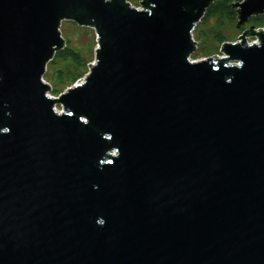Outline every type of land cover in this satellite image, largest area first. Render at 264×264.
<instances>
[{"label":"water","instance_id":"water-1","mask_svg":"<svg viewBox=\"0 0 264 264\" xmlns=\"http://www.w3.org/2000/svg\"><path fill=\"white\" fill-rule=\"evenodd\" d=\"M210 1L0 0V264H264V27L192 59ZM63 20L97 45L53 97Z\"/></svg>","mask_w":264,"mask_h":264},{"label":"trees","instance_id":"trees-1","mask_svg":"<svg viewBox=\"0 0 264 264\" xmlns=\"http://www.w3.org/2000/svg\"><path fill=\"white\" fill-rule=\"evenodd\" d=\"M238 1L241 0H211L199 22L204 24L209 18L214 17L216 18L219 27L225 26V24L237 26V8L234 6V3H237ZM246 23L248 24V27L251 25L255 28L263 27L264 13L250 16ZM197 26L198 25H196V27ZM237 27L239 28L240 33L245 29L243 25ZM196 37L198 38L199 35ZM213 37L215 43L213 50L210 52L211 54L214 50H217V48L220 47L223 41L226 40L223 33L219 30L215 31ZM205 46L206 45L202 44L203 49H205ZM88 61L89 60L82 55L80 50L71 47L68 39L65 40V46L57 50L52 59L48 61L46 65L47 71L52 70L51 75L48 76V80L52 85L51 91L53 94L60 93L67 86L81 78L86 70H88ZM58 62L62 64V67L58 66Z\"/></svg>","mask_w":264,"mask_h":264},{"label":"rangeland","instance_id":"rangeland-1","mask_svg":"<svg viewBox=\"0 0 264 264\" xmlns=\"http://www.w3.org/2000/svg\"><path fill=\"white\" fill-rule=\"evenodd\" d=\"M128 1L131 3V5L135 7H142L140 4L141 0H128ZM196 25L198 26L197 27L195 26L194 28L195 30H193V38L196 41V48L194 52L191 54L192 59H200V58H204L210 55L212 56L223 55V53L220 51V47H218L217 50H214L212 54L210 53L213 50L214 43H215V39L213 37V34L215 33V31L217 30L221 31L224 35V38L228 41L238 40V35L241 34L239 28L234 25L230 26L228 24H225V26L219 27V24L216 21V18L214 17L209 18L204 24H202L201 22H198ZM243 26L245 27V29L248 28L247 23L243 24ZM59 30H60L61 36L63 37L64 41L68 39L70 41L71 47H74L75 49L80 50L82 55L89 60L88 61V68H89L90 64L94 62V49L96 48V45H97L95 30L92 27L80 26V25H77L75 22L73 23L68 20H63L61 22L59 26ZM197 35H199L198 38L196 37ZM246 39L248 42H251L253 40H256V36L249 35L247 36ZM202 44L206 45L205 49H203ZM58 66L62 67V64L58 62ZM46 71H47V66L43 74V79L46 82H48L50 85L49 94L53 97H56L59 93L53 94V92L51 91L52 85L48 80V76L51 75L52 70H48L47 72ZM87 71L88 70H86L85 74L87 73ZM84 75L81 78L77 79L75 82L82 79ZM56 108L61 109V106L59 104H56Z\"/></svg>","mask_w":264,"mask_h":264},{"label":"built area","instance_id":"built-area-1","mask_svg":"<svg viewBox=\"0 0 264 264\" xmlns=\"http://www.w3.org/2000/svg\"><path fill=\"white\" fill-rule=\"evenodd\" d=\"M263 27H264V26H263ZM263 27H262V28H263Z\"/></svg>","mask_w":264,"mask_h":264},{"label":"flooded vegetation","instance_id":"flooded-vegetation-1","mask_svg":"<svg viewBox=\"0 0 264 264\" xmlns=\"http://www.w3.org/2000/svg\"><path fill=\"white\" fill-rule=\"evenodd\" d=\"M211 2V1H210ZM210 4V3H209Z\"/></svg>","mask_w":264,"mask_h":264}]
</instances>
